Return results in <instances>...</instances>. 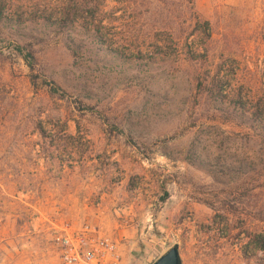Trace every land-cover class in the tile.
I'll list each match as a JSON object with an SVG mask.
<instances>
[{"label": "rangeland", "instance_id": "obj_1", "mask_svg": "<svg viewBox=\"0 0 264 264\" xmlns=\"http://www.w3.org/2000/svg\"><path fill=\"white\" fill-rule=\"evenodd\" d=\"M1 1L0 264H264V0Z\"/></svg>", "mask_w": 264, "mask_h": 264}, {"label": "built area", "instance_id": "obj_2", "mask_svg": "<svg viewBox=\"0 0 264 264\" xmlns=\"http://www.w3.org/2000/svg\"><path fill=\"white\" fill-rule=\"evenodd\" d=\"M54 242L59 264H118L115 244L86 227L74 232H56Z\"/></svg>", "mask_w": 264, "mask_h": 264}, {"label": "trees", "instance_id": "obj_3", "mask_svg": "<svg viewBox=\"0 0 264 264\" xmlns=\"http://www.w3.org/2000/svg\"><path fill=\"white\" fill-rule=\"evenodd\" d=\"M5 9V4L3 1L0 0V18H2L3 11ZM69 12L65 7H61L59 13L57 14V21L59 22L60 20L63 22L64 20L66 21L68 19ZM18 50H20L19 47H17ZM19 52V51H18ZM21 58L23 59L24 63L26 66L31 70L32 69V60L33 56L30 53V51H26L25 53H21ZM252 244L255 249L259 251H264V232L258 233L253 236L252 238Z\"/></svg>", "mask_w": 264, "mask_h": 264}, {"label": "water", "instance_id": "obj_4", "mask_svg": "<svg viewBox=\"0 0 264 264\" xmlns=\"http://www.w3.org/2000/svg\"><path fill=\"white\" fill-rule=\"evenodd\" d=\"M150 264H181L177 245L173 244Z\"/></svg>", "mask_w": 264, "mask_h": 264}]
</instances>
